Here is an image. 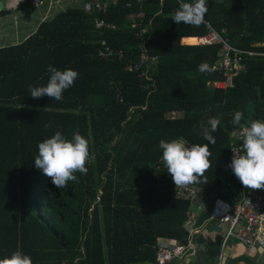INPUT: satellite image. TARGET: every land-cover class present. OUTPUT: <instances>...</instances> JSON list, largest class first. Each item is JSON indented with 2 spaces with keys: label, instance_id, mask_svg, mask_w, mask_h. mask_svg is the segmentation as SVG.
Returning a JSON list of instances; mask_svg holds the SVG:
<instances>
[{
  "label": "trees",
  "instance_id": "1",
  "mask_svg": "<svg viewBox=\"0 0 264 264\" xmlns=\"http://www.w3.org/2000/svg\"><path fill=\"white\" fill-rule=\"evenodd\" d=\"M178 7L174 0H117L104 14L69 7L21 43L0 47V258L19 248L33 264H156L159 239L184 238L181 228L192 205L190 197L176 193L159 142L209 143L203 133L210 131L212 117L220 124L209 144L207 183L201 178L189 186L202 201L238 199L241 182L226 176L223 166L229 133L247 125L231 121L236 111L264 120V56L252 58L231 88L212 90L208 82L219 75L201 73L199 65L212 66L220 46L182 44L208 29L204 23L176 24L172 15ZM138 12L144 18L133 26ZM96 18L119 29L97 31ZM205 20L231 45L264 52V0H208ZM102 40L124 58L97 57ZM141 42L159 59L152 82L124 69L136 60ZM49 65L79 73L60 101L29 94V85L47 84ZM48 122L52 127L45 129ZM56 131L67 138L79 132L90 151L87 173H76L77 181L62 189L34 166L38 144ZM206 230L216 232L215 222ZM232 243L239 242L231 240L225 249ZM200 252L205 255L200 264L220 254L211 248ZM223 257L225 264H255L247 253Z\"/></svg>",
  "mask_w": 264,
  "mask_h": 264
},
{
  "label": "clouds",
  "instance_id": "2",
  "mask_svg": "<svg viewBox=\"0 0 264 264\" xmlns=\"http://www.w3.org/2000/svg\"><path fill=\"white\" fill-rule=\"evenodd\" d=\"M208 12V0H179V7L172 15L176 24H188L199 27L205 22ZM159 15V13H157ZM47 71L50 78L45 86L29 85V94L32 98L48 96L60 101L64 90L72 87L79 77L77 70L68 68L59 70L51 65ZM201 73H212L213 66L207 62L199 65ZM46 109V108H45ZM44 109V110H45ZM245 116L236 111L231 123L239 126ZM210 131L204 130V139L209 143L188 144L184 139L160 140L159 148L162 150V161L167 172L172 177L176 189L188 188L189 185L201 182L207 183L205 172L211 167L212 155L209 144L215 143L213 132L218 130L220 120L209 119ZM45 129L52 127L48 122L43 125ZM239 139L242 141L240 149H232L234 155L229 167L242 185L251 189L264 188V120H251L247 127L240 129ZM90 160L88 139L76 132L67 138L61 131H56L50 138L38 144V155L34 159V166L52 179L57 188H65L69 181H77L76 173L86 174V164ZM0 264H33L30 255L19 248L10 256L0 258Z\"/></svg>",
  "mask_w": 264,
  "mask_h": 264
},
{
  "label": "built area",
  "instance_id": "3",
  "mask_svg": "<svg viewBox=\"0 0 264 264\" xmlns=\"http://www.w3.org/2000/svg\"><path fill=\"white\" fill-rule=\"evenodd\" d=\"M33 8H40L45 5V0H24ZM146 0H137L138 3H144ZM163 0H160V3ZM179 5V0H174ZM187 2V1H186ZM117 0H86L82 9L86 14L97 13L104 14L110 5H116ZM144 18L143 12H138L131 17V25L135 26L137 21ZM208 32L205 35L192 37L198 42L196 44L184 43V45L211 46L219 45L220 50L216 61L213 63L215 73L219 75L218 79L208 82L212 90L223 91L232 87L233 80L240 73L247 72L249 62L252 58L264 56V52L239 49L231 45L224 39L215 28L205 20ZM94 29L97 31H115L119 27L111 22L101 18L94 21ZM146 32V28L140 29L139 34ZM97 57L105 61H115L124 58L122 50L111 48L105 40L100 41L97 49ZM159 59L150 56L141 42L138 48L136 60L128 62L124 69L126 72L136 73L140 79L152 82V72L158 67ZM121 102V100H120ZM247 127V126H244ZM241 129V128H240ZM240 129H235L229 133L228 159L223 166V172L226 176L239 180L229 167L233 158L232 149H240L242 141L239 139ZM178 195L190 197L195 210H190L188 220L184 224L186 229H190L197 217L204 212L203 207L208 206L209 222L216 224L217 233L220 238L219 250L224 251L226 245L231 240L238 241L247 254L251 255L259 252L264 257V188L251 189L241 183V191L236 202L231 203L227 199L219 196H212L207 201L198 198L196 190L193 187L176 189ZM191 205V206H192ZM159 252L156 257V264H167L174 259H182L186 255L188 248L180 242L159 239ZM223 255H219L217 264H225Z\"/></svg>",
  "mask_w": 264,
  "mask_h": 264
},
{
  "label": "crops",
  "instance_id": "4",
  "mask_svg": "<svg viewBox=\"0 0 264 264\" xmlns=\"http://www.w3.org/2000/svg\"><path fill=\"white\" fill-rule=\"evenodd\" d=\"M86 0H45V5L40 8L31 7L28 2L24 0H3L5 10L9 11L8 14L0 16V47L16 45L24 41L31 34H33L41 23L52 19L57 11H63L65 6L69 4H76L82 6ZM193 39V38H185ZM185 43V42H184ZM174 117L180 116V113H172ZM236 202V201H234ZM233 202V203H234ZM191 210H195L194 205ZM210 223V222H209ZM208 223V224H209ZM210 232L207 231V234ZM215 233V232H212ZM167 241V239H164ZM189 256H196L197 246L192 244L189 248ZM208 249V247L206 248ZM205 250H200L205 252ZM246 248L240 243L231 244L228 248V253L225 257L234 258L238 255L246 254ZM255 264H264V257L259 252L249 255ZM188 255L186 254L182 259H174V264H188ZM205 259V255L201 254L196 258V264H200ZM217 264V260L214 261ZM152 264V263H140ZM241 264V263H239Z\"/></svg>",
  "mask_w": 264,
  "mask_h": 264
},
{
  "label": "water",
  "instance_id": "5",
  "mask_svg": "<svg viewBox=\"0 0 264 264\" xmlns=\"http://www.w3.org/2000/svg\"><path fill=\"white\" fill-rule=\"evenodd\" d=\"M8 13L9 11L5 10L3 0H0V16ZM243 122L248 126V122L250 123L251 119L245 117ZM208 223V214L206 212L201 213L190 229H186L184 226L181 228V233L184 234V238L180 243L186 248H190L192 244H195L197 246L196 251L205 250L207 247L219 250L221 238L217 233L207 234L206 227Z\"/></svg>",
  "mask_w": 264,
  "mask_h": 264
},
{
  "label": "rangeland",
  "instance_id": "6",
  "mask_svg": "<svg viewBox=\"0 0 264 264\" xmlns=\"http://www.w3.org/2000/svg\"><path fill=\"white\" fill-rule=\"evenodd\" d=\"M75 6H77L76 4H69V5H67V6H65V9L66 8H69V7H75ZM62 11V10H61ZM61 11H57L55 14H58L59 12H61ZM229 180V183L231 184V190L229 191L230 193H233V185H234V183L232 182V181H230V179H228ZM203 209H204V212H207L208 211V206H205V207H203ZM190 251H192L191 249H187L186 250V254L188 255V257H187V259H188V264H196V258L199 256V255H201L202 253L200 252V251H198L197 252V255L196 256H189L190 255ZM219 255H226L227 253H228V248L227 249H225L224 251H221V250H219ZM219 257V256H218ZM167 264H174V261H171V262H169V263H167ZM206 264H215L214 263V261H208Z\"/></svg>",
  "mask_w": 264,
  "mask_h": 264
}]
</instances>
